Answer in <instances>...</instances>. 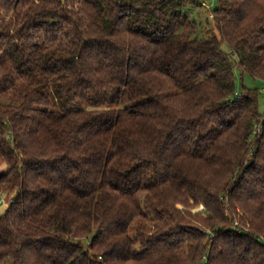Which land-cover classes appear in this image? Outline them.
Masks as SVG:
<instances>
[{
  "label": "trees",
  "instance_id": "16d2710c",
  "mask_svg": "<svg viewBox=\"0 0 264 264\" xmlns=\"http://www.w3.org/2000/svg\"><path fill=\"white\" fill-rule=\"evenodd\" d=\"M188 4L0 0V264H264V0Z\"/></svg>",
  "mask_w": 264,
  "mask_h": 264
},
{
  "label": "rangeland",
  "instance_id": "374dc122",
  "mask_svg": "<svg viewBox=\"0 0 264 264\" xmlns=\"http://www.w3.org/2000/svg\"><path fill=\"white\" fill-rule=\"evenodd\" d=\"M200 2V4L203 5H187V8L191 9V13L192 15L199 21L202 23H205L207 21V19H209L210 21H212V17H211V13L212 10L217 6V0H198ZM208 7H205L206 5ZM225 49H228L226 45H224ZM242 81L244 83V85L246 87L249 88H255L258 87L259 89H264V84L262 81L259 80H255L253 79L249 74H245L244 77L241 79V76L238 72V79H237V84H238V92H241L242 90ZM261 94V93H260ZM264 94H261L260 97V110L263 111L264 110ZM13 198V195H2L0 193V212H4L6 207L9 205V203L11 202V199ZM198 210H203V206H200L198 208Z\"/></svg>",
  "mask_w": 264,
  "mask_h": 264
},
{
  "label": "built area",
  "instance_id": "2783aa9c",
  "mask_svg": "<svg viewBox=\"0 0 264 264\" xmlns=\"http://www.w3.org/2000/svg\"><path fill=\"white\" fill-rule=\"evenodd\" d=\"M264 93V89L261 90ZM263 117H264V110H263ZM263 117L260 118L259 123L256 125L254 134H261L263 129H262V122H263ZM2 202V201H0Z\"/></svg>",
  "mask_w": 264,
  "mask_h": 264
}]
</instances>
